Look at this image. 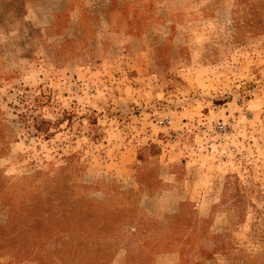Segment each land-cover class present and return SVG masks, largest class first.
<instances>
[{"label": "rangeland", "instance_id": "rangeland-1", "mask_svg": "<svg viewBox=\"0 0 264 264\" xmlns=\"http://www.w3.org/2000/svg\"><path fill=\"white\" fill-rule=\"evenodd\" d=\"M0 264H264V0H0Z\"/></svg>", "mask_w": 264, "mask_h": 264}, {"label": "trees", "instance_id": "trees-1", "mask_svg": "<svg viewBox=\"0 0 264 264\" xmlns=\"http://www.w3.org/2000/svg\"><path fill=\"white\" fill-rule=\"evenodd\" d=\"M42 121H40V123H41ZM37 127H39V126H37Z\"/></svg>", "mask_w": 264, "mask_h": 264}]
</instances>
